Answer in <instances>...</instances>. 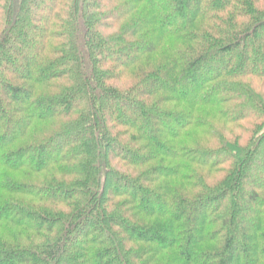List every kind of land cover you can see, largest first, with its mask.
Listing matches in <instances>:
<instances>
[{
  "label": "trees",
  "instance_id": "trees-1",
  "mask_svg": "<svg viewBox=\"0 0 264 264\" xmlns=\"http://www.w3.org/2000/svg\"><path fill=\"white\" fill-rule=\"evenodd\" d=\"M0 264H264V0H0Z\"/></svg>",
  "mask_w": 264,
  "mask_h": 264
}]
</instances>
